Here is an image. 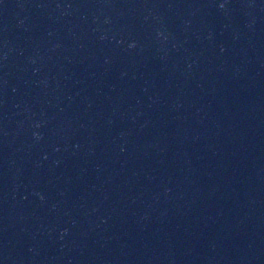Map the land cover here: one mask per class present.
I'll list each match as a JSON object with an SVG mask.
<instances>
[{"label":"water","instance_id":"1","mask_svg":"<svg viewBox=\"0 0 264 264\" xmlns=\"http://www.w3.org/2000/svg\"><path fill=\"white\" fill-rule=\"evenodd\" d=\"M0 264H264V0H0Z\"/></svg>","mask_w":264,"mask_h":264}]
</instances>
